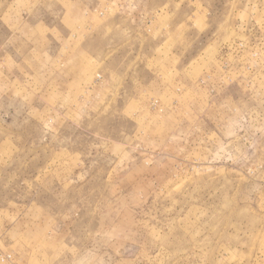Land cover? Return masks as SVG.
Here are the masks:
<instances>
[{
    "label": "rangeland",
    "instance_id": "374dc122",
    "mask_svg": "<svg viewBox=\"0 0 264 264\" xmlns=\"http://www.w3.org/2000/svg\"><path fill=\"white\" fill-rule=\"evenodd\" d=\"M0 264H264V0H0Z\"/></svg>",
    "mask_w": 264,
    "mask_h": 264
}]
</instances>
